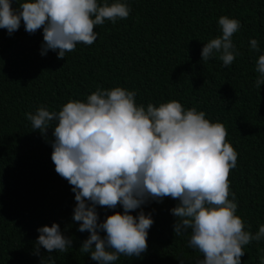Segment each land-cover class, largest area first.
<instances>
[{"label":"trees","instance_id":"1","mask_svg":"<svg viewBox=\"0 0 264 264\" xmlns=\"http://www.w3.org/2000/svg\"><path fill=\"white\" fill-rule=\"evenodd\" d=\"M24 0H12L18 7ZM116 0H97L111 4ZM129 9L125 19L105 20L92 45L78 43L64 59L41 54L43 31H25L23 21L9 34L0 28V264H98L79 250L89 236L72 218V186L55 172L50 122L46 133L33 130L25 113L39 106L59 111L69 100L86 101L97 88L122 87L136 93L137 105L177 101L195 107L206 119L222 123L226 140L237 152L230 170V193L236 215L253 234L264 224V84L255 71L264 54V0H119ZM237 19L233 34L238 55L224 66L219 54L201 60V50L221 34L218 18ZM256 39L259 52L250 48ZM232 199V195L229 196ZM178 201L149 200L141 210L154 221L147 250L139 257L121 255L113 264H197L198 250L188 247L190 231L176 236L170 209ZM99 222L115 209L97 206ZM57 223L72 239L65 252L37 248V229ZM104 236V232H100ZM242 264H261L264 239L244 246Z\"/></svg>","mask_w":264,"mask_h":264},{"label":"clouds","instance_id":"2","mask_svg":"<svg viewBox=\"0 0 264 264\" xmlns=\"http://www.w3.org/2000/svg\"><path fill=\"white\" fill-rule=\"evenodd\" d=\"M129 12L119 0L102 5L97 0H24L15 8L12 0H0V28L11 34L22 20L30 34L42 29L41 54L52 50L64 59L78 43L95 42V26L125 19ZM217 23L221 34L203 45L201 60L219 54L228 66L238 55L232 37L241 25L228 16H220ZM250 48L260 51L256 39L250 40ZM255 71L259 89L264 84V54ZM135 96L122 87L97 88L85 102L69 100L59 111L39 106L34 113H25L33 130L41 133L56 122L51 160L55 172L72 186L76 201L72 218L79 223L78 231L89 233L79 250L98 264H113L121 255L139 257L147 250L154 221L143 210L136 216L130 213L149 200L170 197L178 201L170 209L176 218L173 231L176 236L190 231L188 247L203 257L197 264H242L244 246L264 239V224L253 234L236 215L228 177L236 167L237 152L226 140L225 126L206 119L195 107L185 109L173 100L145 108L136 104ZM118 205L123 213L114 212L99 222L97 206ZM37 232V248L48 253L71 248L72 239L57 223ZM49 264H55L51 256Z\"/></svg>","mask_w":264,"mask_h":264}]
</instances>
